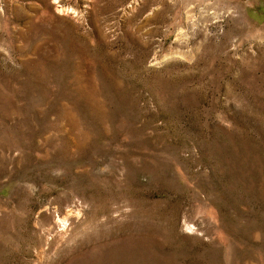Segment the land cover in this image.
I'll use <instances>...</instances> for the list:
<instances>
[{
    "label": "rangeland",
    "instance_id": "rangeland-1",
    "mask_svg": "<svg viewBox=\"0 0 264 264\" xmlns=\"http://www.w3.org/2000/svg\"><path fill=\"white\" fill-rule=\"evenodd\" d=\"M0 264H264V0H0Z\"/></svg>",
    "mask_w": 264,
    "mask_h": 264
}]
</instances>
